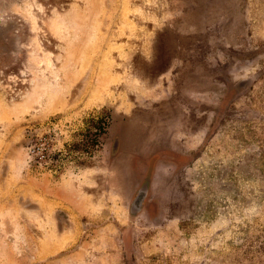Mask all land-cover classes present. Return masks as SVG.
Returning a JSON list of instances; mask_svg holds the SVG:
<instances>
[{"label":"rangeland","instance_id":"374dc122","mask_svg":"<svg viewBox=\"0 0 264 264\" xmlns=\"http://www.w3.org/2000/svg\"><path fill=\"white\" fill-rule=\"evenodd\" d=\"M0 264H264V0H0Z\"/></svg>","mask_w":264,"mask_h":264},{"label":"trees","instance_id":"16d2710c","mask_svg":"<svg viewBox=\"0 0 264 264\" xmlns=\"http://www.w3.org/2000/svg\"><path fill=\"white\" fill-rule=\"evenodd\" d=\"M85 124L80 148L83 153L89 155L99 145V138L106 131L107 116L98 115L97 117L88 118Z\"/></svg>","mask_w":264,"mask_h":264},{"label":"water","instance_id":"95a60500","mask_svg":"<svg viewBox=\"0 0 264 264\" xmlns=\"http://www.w3.org/2000/svg\"><path fill=\"white\" fill-rule=\"evenodd\" d=\"M145 192H146L145 188L142 189V191H140L139 196L137 197V199L133 205L134 211H136L139 208L141 201H142L143 197L145 196Z\"/></svg>","mask_w":264,"mask_h":264},{"label":"flooded vegetation","instance_id":"af4514ba","mask_svg":"<svg viewBox=\"0 0 264 264\" xmlns=\"http://www.w3.org/2000/svg\"><path fill=\"white\" fill-rule=\"evenodd\" d=\"M145 194H146V192H145Z\"/></svg>","mask_w":264,"mask_h":264}]
</instances>
